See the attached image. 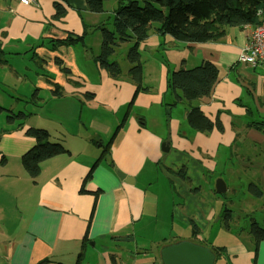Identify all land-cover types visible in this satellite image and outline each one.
I'll use <instances>...</instances> for the list:
<instances>
[{"label": "crops", "instance_id": "1", "mask_svg": "<svg viewBox=\"0 0 264 264\" xmlns=\"http://www.w3.org/2000/svg\"><path fill=\"white\" fill-rule=\"evenodd\" d=\"M116 2L110 20L121 0ZM103 16L91 13L86 0L30 5L0 0V77L12 78V89L3 92L32 108L19 111L28 115L22 125L0 127V264H164L163 250L182 242L209 249L214 264H264V241L256 242L251 228L231 224L233 211L225 205L218 210L212 185L225 173L217 170L221 158L232 161L238 150L244 158L264 153V65L239 61L253 26L229 28L219 39L194 44L153 27L141 57L144 51L165 52V60L158 62V84L136 94L126 75L130 69L116 80L95 62L100 28H107ZM68 36L83 39L60 44ZM204 62L219 70L212 93L191 103L179 100L182 93L169 87L171 73ZM45 69L53 71L55 81L39 74ZM19 84L21 93L13 94ZM56 88L60 96H54ZM36 91L38 100L32 102L29 95ZM86 102L94 110L89 127L111 133L109 139L133 102L125 126L107 148L84 135ZM0 105L15 112V104L0 100ZM193 108L222 130L193 129L188 123ZM29 128L48 131L52 142L69 151L43 162L35 180L22 162L37 144L27 136ZM95 142L100 154L91 149ZM225 211L230 219L223 225Z\"/></svg>", "mask_w": 264, "mask_h": 264}, {"label": "trees", "instance_id": "2", "mask_svg": "<svg viewBox=\"0 0 264 264\" xmlns=\"http://www.w3.org/2000/svg\"><path fill=\"white\" fill-rule=\"evenodd\" d=\"M106 1L86 0L88 10L91 13L100 14L104 11ZM56 8L57 13L62 14V8L59 5ZM260 12L264 14V0H141V2L130 1L126 5L119 2V7L113 15L112 29L100 28L102 43L95 62L111 78L118 80L122 69L112 57L122 44L130 43L127 59L131 68L128 74L137 87V94L143 90L140 47L148 39L153 27L156 32L169 35L178 42L206 43L219 39L229 28L259 25L263 21ZM82 39L83 36H68L60 41V44H76ZM64 71L68 72L65 68ZM218 75L219 70L215 64L204 62L190 70L182 68L172 72L169 87L173 92L182 93L179 100L191 103L208 97L212 93ZM53 94L54 96L61 95L58 88L53 90ZM31 100L32 102L38 100L37 91L32 95ZM132 105L133 102L127 105V111L113 136L107 141L106 148L111 145L117 133L125 126ZM3 116H5L7 125L18 123L19 126L28 118V115L23 112L15 113L0 105V124ZM188 123L193 129L201 132H211L215 127L222 130L218 122L215 124L211 122L199 108H193L190 111ZM26 134L37 141V144L22 157L26 172L34 180L39 177L43 162L69 154L61 143L52 142L49 132L44 129L29 128ZM102 156L95 162L92 171L101 158H104ZM248 190L255 198L264 196V191L254 183L248 186ZM224 215L227 222L230 219V211H225ZM251 234L256 242L264 241V228L257 224H253Z\"/></svg>", "mask_w": 264, "mask_h": 264}, {"label": "rangeland", "instance_id": "3", "mask_svg": "<svg viewBox=\"0 0 264 264\" xmlns=\"http://www.w3.org/2000/svg\"><path fill=\"white\" fill-rule=\"evenodd\" d=\"M130 1L133 0H121L123 4H128ZM141 2V0H138ZM116 0H107L104 4V15L103 17L104 20H106V26L107 28H112V22L113 18L110 20V15L112 14L109 10L113 8L116 4ZM119 7V5H118ZM118 9V8H117ZM109 17V18H108ZM108 18V19H107ZM93 40V39H92ZM102 43V41H101ZM130 43H124L122 44L119 48L116 49L112 59L117 61L122 69V74L121 76H125L124 73H127V71L130 69V64L127 59V53L130 48ZM101 49V47H100ZM166 53L165 52H159V53H148L147 51L142 53L141 57V64H142V89L146 90L148 88L147 86L149 85H157L159 81V66L160 64L158 63L159 61L165 60ZM170 55H173L171 53ZM32 61V59H31ZM38 62V61H37ZM165 62V61H164ZM29 69V68H28ZM6 70V69H5ZM30 72H33V70L30 68ZM47 73H44L43 71H39L40 75L43 76H50L53 81H55V77L53 76V71L52 70H46ZM129 76V74H126ZM120 76V78H121ZM9 79L5 78V81L2 80L0 77V100L2 104H7V106H11L12 104H15V112L23 111L27 113V111H31L32 108L24 104V101L21 100H13L10 101L11 99L8 94L3 92V90H7L9 92L10 86H12V78L9 76ZM31 81V80H29ZM46 82L41 81V85H39L41 88H43V91L45 90ZM149 84V85H148ZM32 85V84H31ZM18 91H13V94L21 93L19 92L21 90V84L17 85ZM39 87V88H40ZM54 88V87H53ZM46 91H44L45 93ZM32 96V95H29ZM42 96H44L42 94ZM3 97V99H1ZM30 97H28L29 99ZM12 100V99H11ZM89 102H86V105L84 108H86L83 111V126L82 130L84 132V135L90 136L91 138H95L98 142L99 140L103 141L104 144L107 143L110 134H104V131H101V133L91 129L90 123H87V119L91 121L92 115L94 113V110L92 109V106L88 105ZM124 109L120 111L119 117L123 115ZM90 118V119H89ZM104 118L108 119L109 116L107 114H104ZM77 121V120H76ZM5 123V116L2 117V121L0 124V127L2 124ZM86 128H89L88 130H85ZM114 129H112L113 131ZM98 134H97V133ZM94 143V145L91 144V149L96 151L98 154L102 151L97 143ZM261 151L264 152V145L263 143L261 144ZM262 152V153H263ZM236 157V158H235ZM232 161H227L224 157L220 159V163L218 164L217 170L221 171L222 169L225 170L224 175H220L217 179H212V185L215 186L216 181L218 179H222L226 186L228 184L229 188L233 189L232 191H227L226 193L223 194H215V196L218 199V210L221 208L222 205H225V208H229L230 210L233 211V221L232 225L237 228H252L251 224L252 223H257L259 224L260 227H263V206H264V198L262 200H259V198L253 197L248 190V186L251 183L256 184L257 186L260 187V189L264 190V153L261 155L260 158L258 157H250L247 156V158H244L241 156L239 150L238 154L235 155ZM223 160H226L225 163H221ZM215 176V175H214ZM154 183L157 186H161L163 184V180L159 179V177H156L154 179ZM167 188V187H166ZM214 189V187H213ZM178 196L175 197V201H172L171 203L173 204L174 202H177ZM231 205V206H230ZM220 223V222H219ZM221 223L225 225L226 222V216L223 213ZM253 226V225H252ZM216 228V227H215ZM215 231V230H214ZM216 234V232H214ZM214 236V235H213ZM212 236V237H213ZM214 240V239H213Z\"/></svg>", "mask_w": 264, "mask_h": 264}, {"label": "water", "instance_id": "4", "mask_svg": "<svg viewBox=\"0 0 264 264\" xmlns=\"http://www.w3.org/2000/svg\"><path fill=\"white\" fill-rule=\"evenodd\" d=\"M120 177L124 178L127 183H133V178L125 177L118 172ZM216 192L223 194L227 191L225 182L218 179L215 184ZM164 264H214L215 255L207 248L202 246L182 242L174 246L167 247L162 252Z\"/></svg>", "mask_w": 264, "mask_h": 264}, {"label": "built area", "instance_id": "5", "mask_svg": "<svg viewBox=\"0 0 264 264\" xmlns=\"http://www.w3.org/2000/svg\"><path fill=\"white\" fill-rule=\"evenodd\" d=\"M21 4H34L35 0H19ZM263 21L259 25L253 26L247 44L243 47L239 56V61L251 67L264 65V14Z\"/></svg>", "mask_w": 264, "mask_h": 264}]
</instances>
